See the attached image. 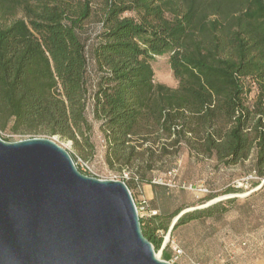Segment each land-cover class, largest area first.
<instances>
[{
	"label": "trees",
	"instance_id": "trees-1",
	"mask_svg": "<svg viewBox=\"0 0 264 264\" xmlns=\"http://www.w3.org/2000/svg\"><path fill=\"white\" fill-rule=\"evenodd\" d=\"M103 4L107 30L89 47L84 25L92 0H0V129L57 135L76 149H92L91 97L92 116L102 119L115 158L130 135L159 129L224 164L247 158L255 142L256 170L264 175V0ZM128 11L136 17L123 16ZM165 53L176 88L152 81L148 61ZM90 58L99 75L94 90ZM247 78L258 88L252 104L245 102ZM160 216L139 217L155 250L162 242L158 229L167 230L156 222Z\"/></svg>",
	"mask_w": 264,
	"mask_h": 264
},
{
	"label": "rangeland",
	"instance_id": "rangeland-1",
	"mask_svg": "<svg viewBox=\"0 0 264 264\" xmlns=\"http://www.w3.org/2000/svg\"><path fill=\"white\" fill-rule=\"evenodd\" d=\"M103 6V0H92L94 12L84 25L89 47H95L107 30L100 19ZM123 16L135 18L136 14L128 11ZM168 58L165 53L148 61L153 72L152 81L176 88L178 79L169 66ZM95 69L94 60L90 58L89 75L93 90L99 76ZM245 83L250 86L245 102L252 104L258 88L252 79H245ZM91 104L92 98L89 97L87 117L92 124V149L87 147L81 151L69 140L42 133H10L0 129V137L7 141L29 137L52 138L69 152L73 160L77 156L82 158L89 167L78 168L82 173L126 182L135 203L144 199L147 208L155 211L154 215H161L156 222L167 224V230L157 231L162 242L154 250L160 259L166 260L163 248L167 246L170 258L166 261L173 264H264V175L259 176L256 170L255 142L247 158L224 164L215 154L209 157L197 155L188 145L173 142L159 129L151 135L142 129L143 136L130 135L125 148L115 158L105 141L107 132L103 121L92 116ZM252 172L257 178L245 183L243 178ZM137 177L139 181H136ZM150 179H161L168 185L157 183L160 187L155 190L153 183H148ZM136 182H139L138 186H135ZM146 191L152 192V199L145 194ZM185 209L188 211L172 223ZM184 216H187V221L178 224ZM191 216L193 218L189 219ZM174 245L181 250L176 258L172 250Z\"/></svg>",
	"mask_w": 264,
	"mask_h": 264
},
{
	"label": "water",
	"instance_id": "water-1",
	"mask_svg": "<svg viewBox=\"0 0 264 264\" xmlns=\"http://www.w3.org/2000/svg\"><path fill=\"white\" fill-rule=\"evenodd\" d=\"M0 264L173 263L144 236L125 182L82 173L52 138L0 137Z\"/></svg>",
	"mask_w": 264,
	"mask_h": 264
},
{
	"label": "built area",
	"instance_id": "built-area-1",
	"mask_svg": "<svg viewBox=\"0 0 264 264\" xmlns=\"http://www.w3.org/2000/svg\"><path fill=\"white\" fill-rule=\"evenodd\" d=\"M73 161H74V164H75V166L77 168H80V167L82 168L84 166L87 167V168H89L86 165V163L82 160V158H80L78 156ZM83 170H85V169H83ZM90 176H92V175H90ZM256 178L257 177L254 175V172H252L251 175L249 174L247 177H244L243 180H245V183H246L247 180H252V179H256ZM262 182H264V181H262ZM151 183H153V184L160 183L162 185H168V184L162 182L161 179H159L158 181L155 180V179H153L151 181ZM135 206H136V210H137V213H138V216L139 217H143L144 213L145 214L147 213L146 215H153L155 213L154 210H150V209L147 208L146 201L144 199L141 200V201H139V202H137V203H135ZM172 250L174 252L175 258L178 257L181 254L180 248H178L176 245L172 246Z\"/></svg>",
	"mask_w": 264,
	"mask_h": 264
},
{
	"label": "crops",
	"instance_id": "crops-1",
	"mask_svg": "<svg viewBox=\"0 0 264 264\" xmlns=\"http://www.w3.org/2000/svg\"><path fill=\"white\" fill-rule=\"evenodd\" d=\"M155 193V192H154ZM145 194H147V196H150V199H152V197H153V194H152V192H150V191H146V193Z\"/></svg>",
	"mask_w": 264,
	"mask_h": 264
}]
</instances>
